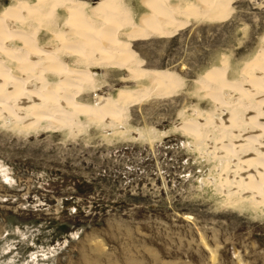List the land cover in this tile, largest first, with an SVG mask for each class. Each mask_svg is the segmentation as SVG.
<instances>
[{
    "label": "rangeland",
    "instance_id": "obj_1",
    "mask_svg": "<svg viewBox=\"0 0 264 264\" xmlns=\"http://www.w3.org/2000/svg\"><path fill=\"white\" fill-rule=\"evenodd\" d=\"M12 1L0 0V10ZM122 2L140 11L137 0ZM263 37L264 0H233L222 20L184 19L123 39L138 66L175 81L122 109L129 126L155 132L152 141L88 122L74 134L0 123V264H264V214L225 203L213 182L221 161L180 127L184 113L213 110L196 79L226 55L234 68ZM90 70L94 82L74 97L92 105L94 95L145 80L122 82V68Z\"/></svg>",
    "mask_w": 264,
    "mask_h": 264
},
{
    "label": "bare ground",
    "instance_id": "obj_2",
    "mask_svg": "<svg viewBox=\"0 0 264 264\" xmlns=\"http://www.w3.org/2000/svg\"><path fill=\"white\" fill-rule=\"evenodd\" d=\"M232 1L137 0L138 13L122 0L94 5L81 0L12 1L0 10V123L20 132L66 127L74 134L88 122L152 141L155 132L129 126L122 109L142 95L171 91L175 81L167 70L139 67L141 59L123 39L159 35L184 19L222 20ZM80 66L122 68L128 72L122 82L145 80L135 88L94 95L92 105L74 97L97 74ZM195 83L214 107L210 112L197 107L192 118L184 113L181 129L221 161L213 182L225 203L263 215L264 45L234 68L226 55Z\"/></svg>",
    "mask_w": 264,
    "mask_h": 264
}]
</instances>
